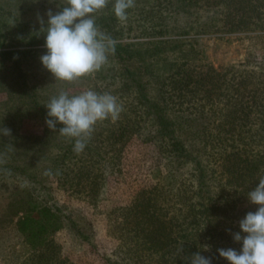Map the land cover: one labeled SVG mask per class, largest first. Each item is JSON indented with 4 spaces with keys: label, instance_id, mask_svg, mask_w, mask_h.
Listing matches in <instances>:
<instances>
[{
    "label": "trees",
    "instance_id": "trees-1",
    "mask_svg": "<svg viewBox=\"0 0 264 264\" xmlns=\"http://www.w3.org/2000/svg\"><path fill=\"white\" fill-rule=\"evenodd\" d=\"M113 4L114 0H110L103 11L95 14L97 26L108 35L122 37L125 28L128 33L135 31L132 25L142 28L135 35L151 38L174 32H247L251 33L246 37L253 47L259 40L255 38H261L258 32L264 31V0H135L123 24L115 17ZM60 5L65 6L63 2ZM179 20L178 29L169 26ZM45 26L46 23L30 25L0 10V47L43 46L0 53V90L5 89L10 99L14 95L22 99L16 107L18 115L44 123L40 134L20 138L30 139L31 152H40L38 157L47 162L41 167L30 160L23 162L22 158L29 156L18 149V142L5 144L6 140L12 143L11 138L16 136L8 138L2 134L6 140L0 141V186L5 180L14 179L23 190L41 196L46 191L39 177L46 172L79 198L96 199L103 192L107 177L117 170L123 144L133 135L139 136L145 142H153L164 158L168 179L177 181L179 175L187 179L177 183L181 186L177 198L164 216L153 211V198L146 188L118 210L112 228L125 243L130 263L189 264L191 256L199 252L210 257L211 264H229L217 250L232 248L239 252L241 244L233 240V234L241 231L239 221L252 211L248 192L264 178V70H257L259 80L257 86H252L253 69L231 64L218 71L190 39L115 42V53L108 58L119 72L102 67L96 72L93 87L98 93L116 96L123 111L114 123L110 119L98 122L83 152L76 154L74 141L59 133L63 125L58 123L49 134L45 123V105L61 91L68 92V83L59 80L51 91L47 86V75L51 73L41 64V72L35 75L37 63L30 61L40 62L37 55L46 54ZM147 61H180L185 71L171 85L152 87L134 79L130 67L132 63ZM9 114L8 106L2 117ZM97 131L108 139L103 152L93 146ZM34 201L36 213L47 217L39 218L31 235L38 233L40 241H47L48 228L54 232L63 223L59 212L62 210L58 206L46 207L42 200ZM195 209L197 216L193 215ZM70 223L73 225L71 220ZM205 245L208 251L204 250ZM40 249V254H36L39 261L48 264L56 260L57 246L52 241L50 254ZM48 255H53L49 261ZM57 264L73 263L64 257Z\"/></svg>",
    "mask_w": 264,
    "mask_h": 264
},
{
    "label": "rangeland",
    "instance_id": "rangeland-1",
    "mask_svg": "<svg viewBox=\"0 0 264 264\" xmlns=\"http://www.w3.org/2000/svg\"><path fill=\"white\" fill-rule=\"evenodd\" d=\"M62 2L64 4V0H0V10L2 13H11L23 22L34 26L40 25L41 19L46 23L47 11L51 10L55 14L59 11ZM179 23L180 20L169 26L178 29ZM131 24H134V22ZM147 25L150 26L149 23ZM132 27L135 31L128 33L127 28H125V34H122V37L112 34L110 36L115 42L123 43L148 41L150 39L162 42L171 41L175 38L190 39L197 49L204 51L207 61L218 71L231 64H242L241 68L253 69V82L255 84L252 86L256 85L259 80L257 70H264V64H262V68L260 65L262 62L264 63V48L261 47V45H264L262 42L264 31L258 32L261 38H255L259 40L252 47L251 40L246 37L247 34L251 33L247 32L188 33L181 35L174 32L151 38L135 35L142 28L133 25ZM32 47L43 46H2L0 47V53L8 50L21 51ZM252 48H254L253 52ZM42 55L38 54L37 58L40 60ZM30 61L37 63L35 65L37 67V69L35 68V75H37L41 72V62L34 59ZM7 64L9 65V63ZM107 67L115 69H111L112 73L119 72V67L110 58H108V63L103 66V69ZM130 67L134 79L145 82L152 87L171 85L185 71V65L180 61L149 63L147 61L138 64L132 63ZM1 69L2 66H0V72ZM103 72L105 73V70ZM97 77L98 75L95 73L74 83H68V93L75 95L89 89L96 91L93 85L94 83L96 85ZM47 81L50 84H47L48 88L54 91L59 83L58 80H55L49 74L47 75ZM258 84L260 85V82ZM263 85L264 81L262 82ZM262 97L264 102V91ZM20 103H22V99L18 95H14L10 99L5 89L0 90V119L5 121H0V141L6 140L2 139V128L9 129L10 135L16 137L11 138L12 143L6 140V146L15 145L18 142L16 145L18 149L25 152V156L27 154L29 156L28 158L23 157V162L27 163L30 160L40 167L45 166L47 162L38 157L40 152H31V140L20 138L22 135L40 134L44 123L34 118H24L18 115L16 107L18 108ZM8 106L10 114L3 118L2 112L3 110L6 111ZM49 130L48 133L50 134ZM10 135H7V137H11ZM92 139L97 152L106 150L108 139L104 133L98 132L93 135ZM164 164L165 160L156 150L153 142H145L141 137L133 135L123 144L117 170L115 169L116 172L107 177L104 190L96 199L79 198L68 187L61 185L55 176L46 172L39 177L42 182L40 184L45 187L44 191H46L41 196L34 193H31V195L28 191L23 190L21 184L14 179L5 180L0 186V264H47L39 261L36 254H40V248H44V252L50 254V241L57 246V258L51 260L48 264H57L58 260L64 257L68 258L73 264H131L128 249L125 243L115 234L112 224L118 218V210L121 207L128 206L135 195L144 188L150 189L153 198V211L162 216L169 213L181 187L177 183L180 179L187 178L184 175H179L177 181L168 179ZM169 180L174 181H170L172 182L170 183ZM35 199L42 200L46 207L54 209L53 206H58L62 210L59 212L63 223L54 232H51L48 228V232L45 233L47 241H40L38 233L37 235H31L32 229H37L39 218L42 215L47 217L44 213H36L34 210L36 206ZM248 206H251L253 212L258 207L251 203ZM193 215H198L197 209L193 211ZM52 257L53 255H48V261Z\"/></svg>",
    "mask_w": 264,
    "mask_h": 264
},
{
    "label": "clouds",
    "instance_id": "clouds-1",
    "mask_svg": "<svg viewBox=\"0 0 264 264\" xmlns=\"http://www.w3.org/2000/svg\"><path fill=\"white\" fill-rule=\"evenodd\" d=\"M109 2L64 0L62 10L55 14L47 11V22L43 27L47 51L40 57V62L55 80L74 83L93 75L108 63V56L115 53V40L100 30L95 19V14L103 11ZM134 6L135 0H114L112 11L123 24L128 19L127 10ZM40 23L44 24L43 19ZM45 106L47 127L55 131L56 125L62 124L59 133L74 141L76 154L83 152L98 122L110 119L114 123L123 111L116 96L91 89L75 95L61 91ZM2 133L10 135V130L2 128ZM247 198L258 207L245 214L239 221L241 231L233 234V240L241 244L239 252L232 248L217 250L229 264H264V178L259 179ZM204 250H209L207 245ZM189 264H211V258L197 252L191 256Z\"/></svg>",
    "mask_w": 264,
    "mask_h": 264
}]
</instances>
